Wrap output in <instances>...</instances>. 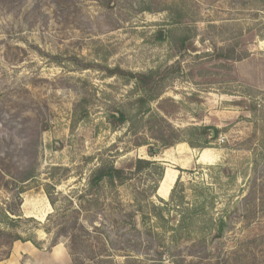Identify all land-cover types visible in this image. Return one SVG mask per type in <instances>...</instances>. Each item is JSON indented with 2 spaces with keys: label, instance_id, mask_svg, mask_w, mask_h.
<instances>
[{
  "label": "rangeland",
  "instance_id": "374dc122",
  "mask_svg": "<svg viewBox=\"0 0 264 264\" xmlns=\"http://www.w3.org/2000/svg\"><path fill=\"white\" fill-rule=\"evenodd\" d=\"M151 71L156 96L140 101L134 75ZM138 159L156 166L105 189L96 224L130 249L136 223L144 247L168 248L162 264H264V0L0 5V227L15 221L23 239L0 264H72L68 241L51 249L44 231L48 194L71 214L93 170ZM150 251L136 264H159Z\"/></svg>",
  "mask_w": 264,
  "mask_h": 264
},
{
  "label": "trees",
  "instance_id": "16d2710c",
  "mask_svg": "<svg viewBox=\"0 0 264 264\" xmlns=\"http://www.w3.org/2000/svg\"><path fill=\"white\" fill-rule=\"evenodd\" d=\"M15 0H0L1 6H12ZM189 40L187 38H180L175 39L173 41L174 46L178 44H185L183 41ZM235 54V52H234ZM220 59L225 60H238L235 57H232L231 54H226L225 51H221L218 54ZM178 71L181 72L182 67L179 63L175 66ZM177 72V70H176ZM108 73L110 76L116 75H124L125 72L121 69H108ZM128 76H132V74H128ZM154 76L155 72L151 71L147 74L139 73L134 75L136 78L139 87L144 91V99H153L154 96V89L152 88V84L154 83ZM162 123H166L164 119H159ZM173 136L171 137V141L164 143V148L168 149L174 146L178 140H175L177 133L174 129H172ZM196 129H192L194 131ZM202 136H206L210 134V128L205 127L202 128L201 133ZM218 139V131H216V137L213 140H208L207 138L204 141V146L215 142ZM162 140V139H158ZM175 140V141H174ZM191 145V143H190ZM207 148V147H204ZM152 156H154L153 149L150 150ZM156 166V162L146 161V160H135L132 162L128 168H117L114 165L105 166L102 165L101 167H97L95 170L92 171L89 180L87 189L85 191V195L82 198H87L88 200L85 201L86 205L80 203L78 209H72L70 212L71 214H61L56 209L55 200L52 198L51 195L48 194V199L50 204L56 210V213L50 214L47 218V225L44 227V231L51 235V249L57 247L62 239L68 241V252L72 259V264H129L131 260L133 264L138 263L137 259H133L136 257H141V255H145L144 252H149L152 254L155 262L162 264L164 261V255L169 252L168 248L157 244L151 245L152 239L148 241V245H143L142 235L140 229L135 226L133 228V238L131 239L134 243L130 247V249H126L124 247V242L120 235H112L110 231L105 230V225L102 223H97L98 215L94 214L95 209L98 208L100 205L101 194L107 188H116L118 185L124 184L128 181V174L127 170L130 169L131 171L134 169L135 172L139 173L145 170L147 167ZM29 179V177H26ZM15 199V198H14ZM244 203L249 205L251 204L253 198V193L248 194L244 199ZM164 202V201H162ZM254 202V201H253ZM10 205V204H9ZM8 212L11 215H16L15 209L8 207ZM86 212H92V214L87 215L85 218L80 217V215ZM129 217H132L134 220L136 216L134 213H130ZM19 220V219H18ZM136 222V220H135ZM14 227H17L16 222L12 221L8 228L0 227V248L4 247H12L14 243L18 241H22L21 235L14 231ZM113 229V228H112ZM151 238V235L149 236ZM31 242L32 239L26 240ZM34 245H37L35 241H32ZM142 248H145L144 251ZM208 252V251H207ZM130 254V255H126ZM9 253H7L6 257H9ZM118 257H128L129 262L125 263H117L116 260Z\"/></svg>",
  "mask_w": 264,
  "mask_h": 264
},
{
  "label": "bare ground",
  "instance_id": "6f19581e",
  "mask_svg": "<svg viewBox=\"0 0 264 264\" xmlns=\"http://www.w3.org/2000/svg\"><path fill=\"white\" fill-rule=\"evenodd\" d=\"M203 160L205 159V157L207 156V153H208V150H205L203 151ZM175 181V176H173L172 174L168 175L166 180H165V183L162 187V190H161V194L163 196H166L167 192L169 191L170 187L172 186L173 182Z\"/></svg>",
  "mask_w": 264,
  "mask_h": 264
},
{
  "label": "water",
  "instance_id": "95a60500",
  "mask_svg": "<svg viewBox=\"0 0 264 264\" xmlns=\"http://www.w3.org/2000/svg\"><path fill=\"white\" fill-rule=\"evenodd\" d=\"M211 135H212V137H215V132L212 131V132H211Z\"/></svg>",
  "mask_w": 264,
  "mask_h": 264
},
{
  "label": "crops",
  "instance_id": "0c3cea01",
  "mask_svg": "<svg viewBox=\"0 0 264 264\" xmlns=\"http://www.w3.org/2000/svg\"><path fill=\"white\" fill-rule=\"evenodd\" d=\"M201 162H203V161H202V153H201Z\"/></svg>",
  "mask_w": 264,
  "mask_h": 264
}]
</instances>
